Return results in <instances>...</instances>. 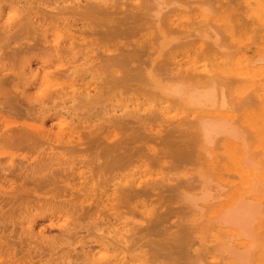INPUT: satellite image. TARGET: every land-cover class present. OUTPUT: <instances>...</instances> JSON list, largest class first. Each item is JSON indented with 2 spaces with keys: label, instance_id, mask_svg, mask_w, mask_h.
<instances>
[{
  "label": "bare ground",
  "instance_id": "bare-ground-1",
  "mask_svg": "<svg viewBox=\"0 0 264 264\" xmlns=\"http://www.w3.org/2000/svg\"><path fill=\"white\" fill-rule=\"evenodd\" d=\"M2 1H7V0H2ZM8 1L10 2L9 7H8L9 11L7 13L9 15V18L4 20V15H3L4 8L0 6V18H3L5 22L0 26V32H2L1 33L2 35L0 34V41H3L2 44L0 43V48L2 50L4 48L6 50L8 47L10 48L12 42L14 41L13 39L15 40L20 39V41L25 39V42L20 43V41L18 42L17 40L16 44L18 45V48H16L15 50H11L12 51L11 56H9L10 54L8 56H6L5 53L1 54L2 51L0 49V86H5L6 84L8 85L9 82L14 83L16 80L20 81V84L18 86L16 85L13 86V88H16V90L19 88V86H21V84L23 85L24 88L27 86H35V87L37 86L38 87V85L43 87V85L47 86L51 84L54 88L57 89L56 90V93H58L57 96H60V97L52 98L51 100L52 103L55 104L57 100L58 101L60 100L61 102V103L56 104L53 110H56L58 107H60L61 110L64 111V112L60 110L55 111L54 115H55V118L57 119L56 122L58 123V120H59L62 123H66L67 126L65 129L63 128L60 129L58 133L56 134L50 133L49 131H44V129L42 130V132L39 133V137L42 139H47V141L55 139V142H58L61 144L60 147L62 148L63 152L61 151V153L59 152L60 154H58V152L56 151H60V150H56L57 147L55 148L49 143V147L47 148L51 150V153L50 152L45 153L43 151L44 157L41 158V160L39 159V161L38 159L34 161L36 164L34 163L32 165L31 163V165L26 166L25 164L20 163L17 166H14V164H11L7 167L1 166L0 167V179L6 181L9 176H12L11 173H14L13 175H18V172L23 173L22 175L28 172L42 173L46 170H50L54 168L55 166H59V167L64 166L65 168L61 169L62 173L66 171H70L69 173L78 174V179L79 181H81L79 184L71 186L70 188H67L68 190H65L66 186L64 187L65 189H62L63 193L64 192L67 193L68 191L69 194L67 195L69 197L75 196V199L67 200L66 196L62 197V199L64 200L61 201V204L63 203L64 206L66 205V207L69 206L72 211L70 212L68 211L66 213V215L64 216V220H63L65 224L60 225L59 227L60 228L69 227L68 230H71L70 228L72 227H74L72 229H77L79 227V225L77 224L75 225V222L74 223L69 222V219L67 217V215L69 216V213L73 214L72 216L74 217L79 216V214H81L80 216L84 217L85 221L86 219L93 220L92 223L96 220H104L105 223H103L102 226L95 225L93 223L95 225V226L93 225L94 230L96 231V233L99 232V234H96V235L94 234L97 239L91 244H94V243L98 244V246H100L101 249H103L104 251L108 253L109 257L106 258L104 262L95 260L92 257L91 247L88 246L89 243L85 241H78L77 244H79V248L81 250H79L80 252H77V250H75L76 251V255H75L76 263L80 261L79 264H141L144 261V258L146 256L145 252L139 251L143 247V245H140L142 243L141 241L143 240L141 239V236H140L143 230L138 229L139 225L137 226L135 222L128 223L129 221L128 222L124 221L119 226L117 223L121 221L120 218L122 217L119 214V210L125 207H128V210H129L130 209L129 206L133 200H138V199H157V200L164 199L165 200L164 195L166 193L179 191L181 194V201L183 203L181 208H183L182 210L187 211V216H189V214H191V216L199 215L198 218H200L204 213H206L205 214L206 216L208 215L207 216L208 221L207 220H204V221L209 222L213 229L214 233L211 235L212 245L210 247H206V246L203 247L201 243L200 248L201 249L204 248L203 250L206 252V254H211L210 256L213 262H210L209 264H249V262H251L250 259L254 256L253 255L251 257L254 251V248L256 247L255 250L258 249L256 245L259 244V241H260L259 236L264 235V171L260 169V167H262L259 165L262 163L261 160H260L261 163L259 164L255 163L250 156V153L247 148V144L245 142V136L243 135L244 133H242L236 125L237 124L236 122L238 120V116L236 112L239 111L238 106L240 108V106H243L244 104L246 105V103H243L242 105L240 103H242V100L245 99V96L247 94L250 95V93L248 92L256 91L254 102L255 104L260 105L261 107L260 109L262 113V123L263 124L260 128H255L254 131H255L256 136L260 137L259 146L258 147L256 146L257 154L259 156H263L262 161L264 164V86H261V84L264 83V54L259 53L257 55V58L253 59L247 53L250 49V45L248 47L247 45L242 44L240 42V44L242 45L240 44L234 45V47L237 48L236 56H240V57L239 58L232 57L228 55L227 52L226 54L224 51L223 47H225L226 43L223 47H219V44H217V41L215 40L214 46L209 47V45L211 44L207 43L209 42L207 41V39L210 38L209 35H211L212 32H209L211 33V34L208 33L209 35L208 34L202 35L201 33L202 36L200 40L198 39V37H197L198 40L197 39L193 40L195 41V47H197L202 52H205V53L207 52L208 53L207 55L215 57V61L217 63L215 65L212 64L214 65V67H211L212 69H208V66L205 64L204 67L200 68L201 70L198 68H189L186 71L185 70L183 71L182 66L176 63H172L173 68L165 69V68H168L167 65H165V64H168V60L167 61L165 60L167 63H164V64H163L164 60L160 63H157V59H152V58H150V60L148 61L142 60V53L144 52V49H146L145 46H142L143 43L138 44L137 46L134 47L133 51H130L128 53H125L124 51L119 50L120 52L118 53V56L111 55L110 49H105V47H100L102 45L101 43L103 44L105 43L104 39L108 41V42L106 41L107 43H110L112 40H117L120 37H122L125 32H134L136 28L140 26V25L137 26V23L139 21H136V20H140V18L143 16L142 11L144 12V10H146L145 8H143L144 10L142 9V11L138 14L139 9H140L139 6H130L128 5L127 2L120 3V1L122 0H25L23 3H22V0L21 2L20 1L16 2L13 0H8ZM222 1L223 0H214V1L213 0H193V2L190 4L193 6H196L197 10L200 11L201 13L200 18L202 19L200 23H206L207 19H209L210 21V18H211L207 16V13H209L210 11V9H208V6L210 7V5L213 4L212 2L222 3ZM232 1L235 2L236 0H229V2L233 4ZM239 1L243 2V5L245 3L246 7L250 10V14L248 15V18L251 20L252 25L253 26L258 25L259 27L258 29H252V32L258 34L260 39L263 40L264 39V27H263L264 25H263L262 19H264V17L261 18L258 15V11L254 8L255 6L252 2L251 3L246 2L245 0H239ZM239 1H237L238 4H239ZM220 5L222 6L223 4H220ZM224 6L225 5H223V7ZM229 6L230 4L228 5L227 8H229ZM172 8L174 7L172 6ZM212 8L214 9V7ZM235 8L236 7H234V9ZM157 9H158L157 11L156 9L154 10L156 12L152 11V13L151 12L150 13L156 14V15L158 14L160 17L159 13L162 11V8H160L161 11L159 8ZM221 9L222 7H219L217 9L218 11L216 10V12L219 14L221 11V14L223 17V14L228 13V9L227 10L226 9L221 10ZM179 11L181 12L180 9ZM184 12L186 13L187 11H183L181 12V14H184ZM190 12L196 13V11H191V9H190ZM190 12H187V13H190ZM231 16L232 15H229V17L224 16L222 18L223 20L222 22L223 24H225L224 27L226 28L227 31H232L235 28L232 23L234 21H232L233 18ZM155 17H158V16L154 15L153 18ZM145 18L147 19V16ZM155 19H152L149 22L151 21L154 22ZM211 19H213V17ZM191 21H192L191 23L189 21L190 24L185 23V25L188 26L189 29H192L193 25L191 26V24L192 23L194 24L193 19ZM209 21H208V24H210ZM251 22L249 24H251ZM234 23L236 24V21ZM155 24L159 25L157 21H155ZM173 25L175 24L173 23ZM197 25H200V24L196 23L195 26ZM126 26H129L127 31L124 30ZM148 27L150 28L151 26H148ZM158 27H161L162 29V26H158ZM29 28L33 29V33H30V32H28L29 34L26 33L27 29L29 30ZM212 28L213 26L211 27V29ZM236 29L238 30V27ZM21 31L24 32V34L22 36H19V33ZM165 32L163 33V32L158 31L157 34L155 32L156 36H154L152 39H150L147 42L149 45H151V47L148 48L149 52H154V54H158V52H160V50L163 48L162 46H164L162 45V41L166 40L167 37H169L168 35H171V32H169L168 35H166ZM172 32L178 33L177 29L176 31L172 30ZM185 33H187L188 37H191V38L198 35L196 31H195V35L193 34V36H192V33L190 32H183L182 35H184ZM86 35L94 37L93 40H96V38L99 37L101 45L97 46L96 48H93V46L96 45L94 42L90 43L91 47L89 44H87V46L79 45L77 42L79 41L83 42L85 40ZM260 39H258V41H261ZM6 40L8 41L11 40L10 46H9L8 41ZM4 41L7 43L8 47H5L6 43H4ZM252 43H256V42H252ZM258 43H261V42H258ZM166 44L167 43H165V45ZM256 44L254 45L256 46ZM1 45H4V46H1ZM260 45L262 46L263 44H260ZM88 46L90 47V50H87L89 49ZM83 47L85 48L82 49ZM229 47H232V46H229ZM99 49L102 50V53L101 54L99 53L93 56V54L96 53ZM26 51L28 53L31 51H37L39 53L36 55V58L40 63V69L36 73H34V71L31 68L32 67L31 63L33 62H31L30 58L22 56V54ZM233 56H234V53H233ZM50 57H52V59L49 60ZM182 59L184 60V58ZM6 60H8L7 63H10V64L11 62L12 63L14 62V64L19 62L21 65V68L19 69V71L18 72L15 71L16 69H14L12 66L8 68L10 65H7ZM158 64L160 65L162 64L161 67ZM157 66L160 67L159 68L160 70L158 69ZM14 67L17 68L16 66ZM52 67L57 68L55 72L56 74L53 76L55 78V81L51 80L52 75L54 74L50 72V69ZM162 67L164 68V70H162L163 69ZM40 70H42V72H40ZM10 72L14 76L12 77L13 79L7 77L8 73ZM138 80L144 81L146 84L145 85L146 89L144 90L150 93V95H152L154 98L158 99L159 104H160L158 105V108L154 110L146 111L142 109L143 107H140V104H138L137 106L134 105L135 107H133L132 110H129L128 108L121 109L120 115H118L119 110H117L111 104H110V107L111 106L112 107L110 110H107L108 107L106 108V106L104 108V103H105L104 101H106L108 96L110 98V95L111 93H113L114 90H120L124 88L129 89L132 86L133 91H134V88L136 87ZM227 80H232V82L234 83L236 82L238 84L239 82H244V81H247V82L250 81L252 83V85L251 86L249 85L248 88L245 89L244 86H242L243 87L242 89L244 90L242 89L236 90L234 94H231L232 96L234 95L233 98L235 97V100H236L235 105L229 103L230 101L228 100V95L230 94H227L226 88H225V85L227 84L225 83V85L223 86V82ZM256 82L259 85L254 87ZM133 83H135L136 85L133 86L132 85ZM41 87L40 88L38 87V89H41ZM139 87L140 86L137 87V90L143 91L142 89L143 87L142 88H139ZM229 89H232V88H229ZM259 92H262V94H259ZM4 93H2L3 97L0 100V105H7L6 110L12 111L13 110V107L11 105L12 103L7 101L6 94ZM46 95H44V93L40 94V96H38L35 100V101H40L39 102L40 109H42V111L41 112L39 111L40 112L39 114H40V118L44 125H45V120H48V118H50L49 113L50 112L52 113V110H50V107H48L49 102H46L44 100V97ZM249 95L246 96V99H245L246 102L248 101L247 98L248 97L251 98L250 96H252L253 94L250 96ZM20 96L23 97L25 100H28V101L31 100L29 98V95L26 89H23V91L20 92ZM67 97L69 98L65 99ZM252 100L253 99L251 100L249 99L250 102H252ZM254 102H252V104H249V103L247 104L254 106L255 105L253 104ZM107 103H105V105ZM167 104L168 106L162 107ZM68 105L70 106L67 107ZM173 105L178 106L182 111H184V113L186 114L185 116L186 120L191 119L190 121L187 120L188 122L186 123L188 124L190 129H193V128L196 129V132H197L196 135H194V133H191V134L189 133L191 137H193V141L189 138L187 141L176 142V133H180V134L181 132L183 133L182 130L184 128L182 129V126H183L182 124L185 123V120H180L176 122V121H172L173 119L171 120L165 117L164 111L169 110L171 106L173 107ZM87 106H89V108L90 107L92 108H90V110L87 112L86 115H88L90 111L94 110L95 106L100 107V109L95 110V112L98 111L99 114L102 115V117L98 119V121H103L102 125L96 126V125H93L94 121L92 122V121L87 120V118L89 119L92 114L86 118V117H81L77 113L79 109L82 110L83 107H87ZM143 106L145 107L144 104ZM76 122H78L79 126L75 125ZM86 123H88V126L82 127ZM163 124H168V126L164 127ZM260 124L261 123H259V125ZM81 130L88 131L87 137H85V140H90L91 138L89 143H83L85 140L82 139L81 137L82 136L80 134ZM28 131H11V130L3 131L0 128V142L3 143L4 145L5 143L6 144L15 143L19 145L24 144V143L25 144L31 143L32 139H34L33 138L34 134L33 136H31L32 133H29ZM117 131H125V133L130 132V136L128 139H126L127 138L126 137L125 138L126 140H123L121 138L120 140L122 141L121 142L118 141L119 143L110 144L111 140L109 138V135L114 134V132H117ZM184 131L186 132V130ZM198 132H200V134ZM36 139L38 138L35 137L34 140ZM138 141H142L146 147L148 146V143H155L158 141L160 142L161 145H164L165 147L169 148L172 151V153L176 152L177 154H181V153L184 154V151L182 149L183 148L187 149L191 145H195V146L201 145L202 152L205 154H209L210 149H212V148H209L210 146H212L213 144L222 143L225 146V148H228L233 153V158L231 160L234 163V167L236 171L235 174L239 177L240 183L237 185H232V184L225 185L226 184L225 182V184L223 185L222 183L223 180L221 178L220 180L217 176L216 177L214 175L206 176L204 174L195 175L194 173H193L194 175L190 176L189 178L183 181L177 180L176 178L163 177L162 179L158 181L151 182V181L144 180L142 177L135 178L133 176L132 179H129L126 177L127 180L125 179L126 181L124 180L125 181L124 183L119 182V183H114L113 185L111 184L112 181L105 182L104 180L105 183L103 184L95 182V178L92 173H99V174L102 173L103 174L105 171H106L105 173H107L108 170L110 169L114 170L119 167L121 168V165L129 162L135 154L134 153L135 151H134L130 155V153L133 150H135V148L132 146H134ZM35 143L36 141H34L33 144L35 145ZM41 143L43 144V142ZM85 146H87L88 149H91V147L92 149L101 148L102 151L99 149L101 151L100 154L98 153L94 154L93 152L94 156L90 158L89 160H78L80 156H77L76 158L68 156L73 153L78 154L79 152L83 151L81 149L82 147H85ZM129 146L131 147L129 148ZM216 146H219V145H216ZM216 146L214 147L215 149H217ZM151 151L154 152L156 155L155 150H151ZM90 154H92V152ZM173 154L175 155V153ZM101 160L103 161L101 162ZM54 162H57V164L53 165ZM82 168L87 169L88 172H84ZM16 172L17 174H15ZM87 173H90V174L88 175ZM32 175H29L26 178L27 186H28V183L30 182H31L30 185L32 184L33 179H31L30 182L28 181L29 177L31 178ZM49 178L50 177H48V179H46L47 181L45 182H48V180L50 181L51 178L50 179ZM35 179L34 180L36 181V183L39 182L38 181L39 178H35ZM63 181L64 180L62 179V181L60 182L57 181V183L59 184ZM52 182L54 181H52L51 179V183ZM24 183H25V179L22 184ZM227 183H232V182H227ZM21 186L22 187H19L17 189H11L9 192H5V193L3 191H0V209L1 210L4 209V207L10 206V208L15 207L14 211H16L17 208H21L24 206V200H26V198L30 195V192L32 193L33 191H31L30 187H29L30 191L27 190L28 187L26 186V183ZM39 186H41L40 189L45 188L44 186L42 188V185H39ZM51 186L52 185H50V187ZM58 188L60 190L63 187L61 188L58 187ZM45 189L48 190L47 188ZM52 198L53 197H51V199H49L48 201H51ZM32 199L35 200L36 198L34 197ZM77 199H79V201H82L81 203L82 205L79 208L77 206V203L75 202V200ZM34 200L32 201L34 202ZM40 200H37V201H40ZM89 201H92L93 204H89V206L85 208L83 204ZM30 205L28 204L26 206V207L28 206L30 207L29 209L26 208V211L31 212V210L35 208L32 205L33 207L31 209ZM160 205H159V208H160ZM101 206L104 207L103 209H106V212H105L106 214L103 211L99 210ZM181 208H180V211H182ZM166 209L167 208H165V210ZM168 211H166L167 214L170 212ZM171 211L173 212V210ZM15 213L17 214V211ZM182 213L184 214V212ZM16 214L13 213V215H16ZM167 214L163 212V214L156 215L157 222L154 221L156 223V226L154 223V226L156 227V228L154 227L155 230H157V226L159 227V225H161L163 221H165ZM17 215H19V213ZM24 215H26L25 212H24ZM144 215L150 216L151 214L144 213ZM179 215L182 216L180 212L178 216ZM175 216H176V211H175ZM8 217H9V214H8ZM13 219H15V217ZM58 219H59L58 221H61V218H58ZM7 221H9V219ZM13 221L14 220L11 219L9 222H4V221L1 222L0 223V233L8 231L12 228L15 229L20 226L22 229L25 228L24 230L28 232L34 231V227L36 224L35 220L28 222L26 225H22V224L18 225L17 223ZM81 222H84L83 218ZM53 223L54 222L51 220L50 227L54 226ZM104 226L106 228L102 229V227ZM149 228L151 229V227ZM149 228H148L147 234L151 233ZM151 230L153 232V229ZM143 233H146V231ZM176 236L179 238L177 239L176 237L178 241L173 240L174 246L172 244H169V246L168 244L167 245L164 244L165 238H169L167 235V237L163 238L164 240L161 241L164 244L163 247L159 249L167 250V251L168 250L171 251L170 249H172L173 251V249H176L175 245L179 243L180 239L182 240L181 242L183 244L187 242V241L184 242L183 240L184 236H181L182 238L178 235ZM144 237H147V236H144ZM173 237H174L173 239H175V236ZM1 239L2 238H0V250L11 252L14 256H18L17 252L13 248L14 245L10 244V242L2 243ZM166 241L169 242L168 239ZM144 242L145 241H143V244ZM154 242L155 243L158 242L159 244V241H154ZM181 242H180V245L179 244L177 245V247L180 246L178 247L177 251L174 250V252H177V253L173 252L174 256H178L177 254L179 250V253H180L179 256H181V259L180 257L178 258L180 259V261L179 259L172 260V257L171 259H167V261L171 260V261H176V263L177 262L181 263V260L184 259L182 254L184 255L185 253L181 254V252H187L188 250L183 251L184 247H182L183 245ZM149 245H153V243ZM193 245H195V243H193ZM198 245L199 244L197 243V246ZM164 248H167V249H164ZM181 248L183 249L181 250ZM19 249H21L20 253L23 254V257L25 256L30 260L33 257H35L34 253L31 251L32 248L30 246H27V247L24 246V248H19ZM136 252H140L141 254H145V255L143 256L135 255ZM199 252L202 253L201 251ZM191 254H193V252L190 253L191 258L187 256L190 259H192V256H193ZM195 255H197L196 259H200L201 256L203 258V255L199 256L198 253ZM195 255L193 258H195ZM158 257H159L158 262L160 260L162 261V259H160L161 255H159ZM157 258H156V261H157ZM165 258L166 257H164V259ZM171 261H168V262H171ZM198 261L201 262V260H198ZM203 262L205 263V261ZM203 262L201 264H203ZM255 264H264V242L260 245V250L258 253V257L255 260Z\"/></svg>",
  "mask_w": 264,
  "mask_h": 264
},
{
  "label": "rangeland",
  "instance_id": "rangeland-1",
  "mask_svg": "<svg viewBox=\"0 0 264 264\" xmlns=\"http://www.w3.org/2000/svg\"><path fill=\"white\" fill-rule=\"evenodd\" d=\"M0 1H1L0 2V6L4 8V14L3 15H4V20H5V19L9 18V15L7 13L9 11L8 7H9V3L10 2L8 0H7L8 2L7 1H2V0H0ZM13 1H16V2L20 1L21 2V0H18V1L17 0H13ZM24 1L25 0H22V3ZM184 1L183 0H172V1L171 0H146V1L145 0H122V1H120V3H126L127 2L128 5H130V6H139L140 9H139L138 14L142 11L143 8H145L146 10L148 9L147 11L143 9L144 10V12L142 11L143 16L140 18V20H136V21H139V22L141 21L140 23L139 22L137 23V26L140 25V26L137 27L138 30L136 28L137 31L135 30L134 32H125L124 35L122 37H120L119 39L112 40L113 42L110 39V41H111L110 43H107L108 41L106 39H104L105 43L104 44L101 43L102 45L100 44L99 37H97L98 39L96 38V40H93L94 37H91L89 35L85 36V40L83 42L79 41L77 43L79 45H83V46H87V44H89L90 47H91L90 43L94 42L96 45L93 46V48H96L97 46L101 45L100 47H105V49H110L111 50V52H110L111 55H116V56H118V53L120 52L119 50H122L125 53H128L130 51H133L135 46H137L140 43H143L142 46L146 47V49H144V52L142 53V60L143 61H148V60H150V58L157 59V63H160L163 60L164 61L168 60V64H165V65H167L168 68H165V66H164L165 69L173 68L172 63H176V64H179L180 66L183 67V71L184 70L186 71L189 68H198V69H200V68L204 67L205 64L208 66V69H212L211 67H214V65L217 63L215 61V57L214 56L207 55L208 54L207 52L205 53V52L200 51L197 47H195V41H193L194 39H197V37L200 40V38H201V36L203 34H208L209 32H212V34L209 33L211 35L208 34L210 36V38L207 39V41H209L207 43L211 44V45L208 44L209 47L210 46L211 47L214 46L215 40L217 41V44H219V47H223L225 45V43H226L225 47H223L224 51H225V53L227 52L228 55H230L232 57H236V58L240 57V56H236L237 55L236 54L237 48L234 47V45L240 44V42L242 44L247 45L248 47L250 45V49L248 48L249 51L247 53L249 54V56L251 58H253V59L257 58V55L259 53L264 54V42H263L264 39L263 40L260 39L258 34L252 32V29H258L259 27H258V25H254V26L252 25L251 20L248 18V15L250 14V10L246 7L245 3L243 5V2H241L239 0H236L235 2L232 1L233 4L231 2H229V0H223L222 3H220V2L219 3L212 2L213 4H211V5L209 4L210 7L208 6V9H210V11H209V13H207V16L209 18L213 17V19L210 18V21H209V19H207L206 23H200L202 21V19L200 18V15H201L200 11L197 10L196 6H193V5L190 4V3L193 2V0H184ZM237 1H239V4H238ZM245 1L246 2H250V3L252 2L254 4V6H255L254 8L258 11V15L261 18L264 17V0H245ZM176 2H178V3H176ZM83 3H85V2H83ZM186 4H188V5H186ZM220 4H223L225 6L223 7V5L221 6ZM229 4H230V6H229V8H227ZM172 6L174 8H172ZM231 6H232V8H231ZM212 7H214V9ZM219 7H222L221 10H225V9L227 10L228 9V13L223 14V17L224 16L225 17H229V15H232L231 16L233 18L232 21H234V22L236 21V24L234 22H232L234 27H235V28L233 27L235 31L234 30H232V31H227L226 30V28L224 27L225 24H223V22H222L223 21L222 20L223 17H222L221 11H220L219 14L216 12V10ZM234 7H236V8L234 9ZM243 7L244 8L246 7V8L244 9ZM157 8H159V9L162 8V11L160 9L162 14H161V12L159 13L160 17H159L158 14L157 15L156 14H151L152 11H154L155 9L157 11L158 10ZM241 8H243V9H241ZM179 9L181 10V12H183V11L190 12V9H191V11H196V13L195 12H190V13L186 12L187 13V15H186V13L184 12V14H181ZM163 10H164V12H163ZM156 11H154V12H156ZM151 15H152V17H151ZM154 15L158 16V17H155L156 18L155 19V18H153ZM233 15H234V17H233ZM241 15H242V17H241ZM146 16H147V19L145 18ZM191 18L193 19L194 24L192 23L191 26L193 25V27H192V29H189V27L186 26L185 23L190 24L192 22ZM220 18H221V20H220ZM235 18H236V20H235ZM152 19H155L154 22L153 21L149 22ZM4 20H3V18H0V26L3 23H5ZM159 20H160V22H159ZM262 20H263V25H264V19H262ZM155 21H157L159 23V25L155 24ZM189 21H190V23H189ZM208 21L210 22V24H208ZM250 22H251V24H249ZM173 23L175 25H173ZM196 23L197 24L199 23L200 25L195 26ZM211 25L213 26L212 29H211V27H212ZM148 26H151V27L149 28ZM158 26H162V29H161V27H158ZM128 27L129 26H126V28L124 30L127 31ZM237 27H238V30L236 29ZM176 29H177V31H178V33L180 35L177 32H174V33L172 32V30L176 31ZM215 29H216V31H215ZM165 30H166V32H165ZM158 31L159 32H163V33L165 32L166 35H168V33L171 32V35H168L169 37H167L166 40L162 41V45H164L165 47L162 46L163 48L160 50L161 53L158 52V54H154V52H149L148 51V48L151 47V45H149L147 42L150 39H152L154 36H156ZM195 31L198 33L197 36H194L195 38L194 37L193 38L188 37L187 33L182 35L183 32H190V33H192V36H193V34L195 35ZM222 31H223V33H222ZM28 32L33 33V29L32 28H29V30L27 29L26 33H28ZM155 32H156V34H155ZM220 32H221V34H220ZM1 33L2 32H0V34ZM131 33H132V35H131ZM201 33H202V35H201ZM23 34H24V32L21 31L19 33V36H22ZM218 34H220V35H218ZM50 35H51V33H50ZM214 36H215V38H214ZM19 38H21V37H19ZM258 39H260L261 41H258ZM13 40L14 41L12 42L11 46H10L11 40H9V41L6 40V41H8L9 46L12 49H10L7 46V43L4 41V43H6L5 47H8V48H7V50L4 47H2V48H4L3 50L0 48L1 51H2L1 54L5 53L6 56H8L9 54H10L9 56H11V53H12L11 50H15L16 48H18V45L16 44V41L18 40V42H19L20 39H16V40L13 39ZM23 42H25V39L20 41V43H23ZM101 42H103V41H101ZM125 42H127V43H125ZM252 42H256L257 44L256 43H252ZM258 42H261V43H258ZM0 43L2 44L3 41H0ZM165 43H167V44L165 45ZM178 44H180V45H178ZM242 44H240V45H242ZM254 44H256V46ZM260 44H263V45L261 46ZM1 46H4V45H1ZM229 46H232V47H229ZM90 47L87 50H90ZM84 48L85 47H83L82 49H84ZM131 48H133V49H131ZM98 51H97L98 53L97 52L94 53L93 56H95V55H97L99 53L100 54L102 53L101 49H99ZM8 52H10V53H8ZM233 53H234V56H233ZM37 54H39L37 51H31L29 53L26 51V52H24L22 54V56L30 58L31 62H33V63H31V66H32L31 68L34 71V73H36L40 69V63H39V61L36 58ZM181 54H182V56H181ZM159 55H160V57H159ZM182 58H184V60ZM50 59H52V57H50L49 60ZM169 59H171V60H169ZM164 61H163V64L167 63L166 61L165 62ZM7 62H8V60H6V63ZM11 64L7 63V65H10L8 68H10L12 66L14 69H16L15 71H17V72L21 68V65H20L19 62L16 63V64H14V62L13 63L11 62ZM13 64L17 68H15L13 66ZM212 64H214V65H212ZM158 65L161 67L162 64L161 65L158 64ZM160 67H158V69ZM164 68L162 70H164ZM56 70H57L56 67H52L50 69V72L54 73L52 75V78H51L52 81H55V78L53 76L56 74L55 73ZM40 72H42V70H40ZM7 77L13 79L12 77H14V76L10 72V73H8ZM135 83H133L132 85L133 86L136 85ZM225 83L227 85H225ZM19 84H20V81L16 80L14 83H10L9 82L8 85L6 84L5 86H0V100L3 97L2 93H4V91L6 90L5 93H4V94H6V99H7V101L12 103L11 105L13 107L12 111H8V110H6L7 105H0L1 106L0 107V128L3 131L4 130H9V131L10 130L11 131H28L29 130L28 132L32 133L31 136H33V134H34V136L36 138H38V139L34 140L35 137L33 136L34 139H32V142L34 143V141H36L35 145L32 142L31 143H26V144L24 143V144H20V145L19 144H15V143H13V144H11V143L10 144H6L5 143V145H4L3 143L0 142V167L1 166L2 167H7V166H9L11 164H14V166H17L20 163H23L26 166L31 165V163L33 165L35 163L34 161H36L37 159L39 161V159L41 160V158L44 157L43 156L44 152L45 153H49V152L51 153V150H49L47 148V147H49V143L53 147H55V148L57 147L56 150H60V151H56V152H58V154H60L61 151H62V148L60 147L61 144L58 143V142H55V139L47 141V139H42V138L39 137V133L42 132L43 129H44V131H49L50 133L56 134V133H58V131L60 129H62V128L65 129L66 126H67L66 123H62L59 120H58V123H57L56 122L57 119L55 118V115H54L55 111H59L60 110V111L64 112L63 110H61L60 107L57 108L58 110L57 109L53 110L54 107L56 106V104L61 103L60 100L59 101L57 100L55 104L52 103V101H51L52 98L60 97V96H57L58 95V93H56L57 89L54 88L51 84H49L47 86L43 85L44 88L38 85V87L39 88L41 87V89H38L37 86L36 87L35 86H27V87L24 88L22 84H21L22 87L19 86V88L17 90H16V88H13L14 85L18 86ZM237 84L238 83H236V82L235 83L232 82V80H227V81L223 82V86L225 85L227 94H230V95H228V100L230 101L229 103L233 104V105L236 104V100H235V97L233 98L234 95L232 96L231 94H234L236 90H241L243 88L242 86H244V88L246 89V88L249 87V85L250 86L252 85V83L250 81H248V82L247 81L239 82L240 85L239 84L237 85ZM145 85L146 84H145L144 81L138 80V83H137V85L135 87L136 89L134 88V91H133V87L132 86H131L132 89L131 88H129V89L128 88H124V89H120V90H114L113 93H111V95L109 94L110 98H109V96H108L107 99L104 98V99H106V101H104V102L105 103L108 102L106 105L104 103V108L106 106V108L108 107L107 110H110L111 107L113 106L117 110H119L118 111L119 112L118 115H120V113H121L120 110L121 109L128 108L129 110H132L133 107L137 106L138 104H140V107H143L142 109L146 110V111L154 110V109L158 108V105H160L158 99L154 98L152 95H150V93H148V92H146V90H144V89H146ZM258 85L259 84L256 82L254 87H256ZM138 86H140L139 88L143 87L142 88L143 91L137 90ZM261 86H264V83H262ZM229 88H232V89H229ZM23 89H26V91L28 92L29 98L31 99L30 101L25 100L23 97L20 96V92H22ZM37 89L40 90V91H38ZM242 90H244V89H242ZM43 93H44V95L47 94L44 97V100L46 102H49L48 107H50V110H52V113L51 112L49 113V117L50 118H48V120H45V125L43 124V122H42V120L40 118V114H39L42 111V109H40V103H39L40 101H35L36 98L38 96H40V94H43ZM248 93H250V95H252V94L253 95L250 96L249 94H247L246 96L249 95L251 97V98L248 97L247 100L249 101V99L250 100L253 99L252 102H254L256 91H249ZM259 94H262V92H259ZM246 96H245V99H246ZM68 98L69 97H67L65 99H68ZM245 99L242 100V103L239 102L241 105L243 103H246V105L244 104L243 105L244 107L240 106L241 109L238 106V110L239 111L237 110L238 112H236L237 116H238V120H237V122L236 121L235 122L237 123L236 125L240 129V131L242 133H244L243 135L245 136V142L247 144V148H248V151L250 153V156H251L252 160L255 163H258V164L262 162L259 165L262 166V167H260V169L262 171H264V166H263L264 164H263V161H262L263 156H259L257 154V147L259 146L260 137L256 136L255 131H254L255 128H260L262 126V124H263L262 123V113H261V109H260L261 107H260V105L255 104V102L253 103V104H255L254 105L255 107L253 105H249V104H252V102H250V101L246 102ZM247 103H249V104H247ZM110 104L112 105L111 107H110ZM143 104L145 105V107L143 106ZM153 104H154V106H153ZM69 106L70 105H68L67 107H69ZM165 106H168V104L164 105L162 107H165ZM98 107L99 106H95V109L92 110L94 113L92 111H90L88 113V115H86L87 112L90 110V108H92V107L89 108V106L83 107L82 110L79 109L77 111V113L81 117H86V118L92 114L89 119L87 118V120L92 121V122L94 121L93 125L100 126V125L103 124V121H98V119H100L102 117V115L99 114L98 111L95 112V110H99L100 109V107L99 108ZM164 113H165V117H167L168 119H171V120L173 119L172 121H176L177 122V121H180V120H185V123L182 124L183 125L182 129L184 128L182 130L183 133L182 132H181V134L180 133H176V142H178V141H187L189 138L193 141V137H191L190 134L194 133V135H196L197 132H196L195 128L190 129V127L186 123V122L190 121L191 119H189V120L187 119L188 121L186 120V118H185L186 114L184 113V111H182L178 106H174L173 105V107L171 106V108L169 110L164 111ZM82 114H83V116H82ZM239 114H240V116H239ZM258 122L261 123V124L259 125ZM75 125L79 126L78 122H76ZM163 125H164V127L168 126V124H163ZM87 126H88V123H86L82 127H87ZM184 130H186V132ZM193 130H195V131H193ZM87 133H88V131H85V130H81L80 131V134L82 135L81 136L82 139L85 140V137H87ZM198 133L200 134V132H198ZM114 134H110L109 135V138L111 140L110 144L119 143V142L122 141V140H120L121 138L123 140H126L130 136V132L125 133V131H117V132H114ZM251 134H252V136H251ZM187 136H188V138H187ZM90 140H91V138H90ZM90 140H85L83 143H89ZM41 142H43V144ZM216 145H219V146H216ZM215 146H216L217 149L214 148ZM130 147L131 146H129V148ZM132 147H134L135 150H133L130 153V155L134 151H135L134 152L135 154H134L133 158L129 162L123 164L124 166L121 165V168L120 167L116 168L117 170L116 169H114V170L110 169V170L107 171V173H105L106 171L103 174L102 173H100V174L99 173H92L94 175L95 182L103 184L106 181H112L111 184L113 185L114 183H119V182L124 183L127 180V178L132 179L133 176L135 178L142 177L144 180L151 181V182L152 181H158V180L162 179L163 177L176 178L177 180L183 181V180L189 178L190 176H192L194 174L195 175L204 174L206 176H208V175H212L213 176L214 175L215 177L217 176L219 179L221 178L223 180V182L221 181L223 183V185L225 184V182H226L225 185H227V184L237 185V184L240 183L239 177L235 174L236 171H235L234 163L231 160L233 158V153L228 148H225V146L222 143L213 144L212 146H210L209 148H212V149H210L209 154H205V153L202 152L201 145H198V146L191 145L187 149H185V148L182 149L184 151V154L183 153L177 154L176 152H173V153H175V155H174L169 148L165 147L164 145H161L160 142H158V141L155 142V143H148L147 147L145 146V144H143L142 141H138ZM45 149H46V151H45ZM99 149L101 150V148H99ZM99 149H96V148L92 149V147H91V149H88V147L85 146V147H82V149H81L83 151L79 152L78 154L77 153L76 154L73 153V154H70L68 156L69 157H75V158L77 156H80L78 158V160H89L90 158H92L94 156L93 152H94V154L95 153L100 154V152L102 150L100 151ZM151 150H155L156 151V155ZM169 151H171V152H169ZM252 151H254V152H252ZM82 152H84V153H82ZM91 152H92V154H90ZM87 153L90 154V155H88ZM210 153H211V155H210ZM260 160H261V162H260ZM102 161L103 160H101V162ZM230 161L233 163V165H232V163ZM56 164H57V162L53 163V165H56ZM62 168H65V167L64 166H61V167L55 166L54 168H52L50 170H46V171H44L42 173H30V172H28V173H25L24 175H22L23 173H19V172H18V175H13L14 173H11L12 176H9L6 181L0 179V191H3L5 193V192H9L11 189H17L19 187H22L21 185H24L25 183H26V186H27V179L26 178L29 175L33 174L31 176V178L29 177V179H28L29 182L31 181V179H33L32 180V184L30 185V183H31L30 182V183H28V186H27L28 187L27 190L30 191V189H29V187H30L31 191H33V192L32 193L30 192V195L28 194L29 196L26 198V200H24V206L21 207V208H17L16 209L17 214L19 213L20 216L15 213L16 212V211H14L15 207L14 208H10V206L4 207V209H2V210L0 209V217H1L0 218V220H1L0 223L3 222V221L4 222H9L11 219L14 220L13 222L17 223L18 225H20V224L26 225L28 222L33 221V220H35V222H36L33 232H28V231L24 230L25 228L22 229L21 226H20V227H17L15 229L12 228V229H10L8 231L0 233V238H2L1 242L2 243L10 242V244L14 245L13 248L15 249V251L18 254V256H14L11 252H6V251H1L0 250V264H77V263L79 264L80 261H78L76 263V259H75V255H76V251L75 250H77V252H80L79 250H81L79 248V244H77L78 241H85V242L89 243L88 246L91 247L92 257L95 260L104 262L105 259L109 257L108 253L106 251H104L103 249H101V247L98 246V244H96V243L91 244L92 242L96 241V239H97L95 237V235L99 234V232L96 233V231L94 230V226L95 225L102 226V224L105 223L104 220H96V221L93 222L95 224L94 225L92 223L93 220L86 219V221H85V218L80 216L81 214H79L80 217L79 216H75L74 217V216H72L73 214L69 213V216L67 215V217L69 219V222H71V223L75 222V225L77 224V225H79V227L77 229H72V228H74V227H72V228H70L71 230H68L69 227H66V228H60L59 227L60 225H64L65 224V222L63 220H64V216L66 215V213L68 211L69 212L72 211L69 206L66 207V205L64 206L63 203L61 204V201L64 200V199H62V197L66 196L67 200L75 199V196L74 197H69L67 195V194H69L68 191H67V193H65V192L63 193L62 189L66 188L65 190H68L67 188H70L71 186L77 185V184H79L81 182L78 179V174L77 173H69L70 171H66V172L62 173L61 172ZM82 169H83L84 172H88L87 169H84V168H82ZM15 174H17V172ZM87 174L89 175L90 173H87ZM55 176L59 180H57ZM48 177H50L52 179V181H54V182H52L53 184L51 183V179L50 178H49L50 181L48 180L49 183L45 182V181H47L46 179H48ZM63 177H65V178H63ZM68 177H69V179H68ZM35 178H39L40 179V180L38 179L39 182L36 183V181H35L36 179ZM24 179H25V183L22 184ZM43 179H44V181H43ZM54 179H56V180H54ZM62 179L64 181H66L68 179L69 181L68 180L66 182L63 181L64 183L61 182L62 184L61 183L58 184L57 181L60 182V181H62ZM104 180H105V182H104ZM121 180H123V181H121ZM33 181H35V182H33ZM227 182H232V183H227ZM40 183H42V184H40ZM39 185H42V188L44 186L48 190H46L45 188L40 189L41 186H39ZM50 185H52V186L50 187ZM34 187H35V189H34ZM58 187H60V188L63 187V188H61L60 189L61 191H60ZM34 190H36V191H34ZM48 191H50V192H48ZM54 196H55V198H54ZM164 196H165V200L164 199H162V200H157V199H138V200H133L132 201L133 203L131 202V204L129 206V208L131 210L130 209L128 210V207H125V208H122V209L119 210V214L122 216V217L120 216L121 217L120 218L121 221H119L117 223L119 226L124 221L125 222L129 221L128 223L135 222L137 224V226L139 225L138 229H140V230L142 229L143 232L146 231V233L142 232L141 235H140L141 239H143V240L141 241L142 243L140 242L141 244L140 243L139 244L143 245L144 248L142 247V249H140L139 251H143L146 254V256L144 258V261L141 264H169V263L174 264V263H176V261L168 260V261H171V262H168L167 259H171V257H172V260H178L179 259L178 257H180V259H181V256H179L180 255L179 250H178V254H177L178 256H174V254H173L174 250L177 251L178 247H180V246L177 247V245L178 244L180 245V242L182 241L181 239L179 240V243H177L175 245L176 249H173V251H172V249H170L171 251H169V250L168 251L167 250H160L159 249V248H162L164 244H166V245L168 244V246H169V244L173 245V240L175 241V240H177L179 238L176 235H178L180 237L184 236L183 240H184V242H186V241L187 242L184 243V244L181 242L182 245H183L182 247H184L183 251H185V250L189 251V252L187 251L188 253L187 252H181V254L185 253L184 255L182 254L184 259L182 258L183 260H181V263L177 262L178 264H198V263L201 264L203 261H205V263L203 262V264H209L210 262H213L212 259H211V256H210L211 254H206V252L203 250L204 248H202V249L200 248L201 245L203 247H205V246L206 247H210L212 245L211 244V235L214 232H213V229L211 227V224L209 222L204 221V220L208 221V217H207L208 215L206 216L205 215L206 213H204L200 218H198L199 215H192L191 216V214H189V216H187V211L182 210L183 208H181L183 203L181 201V194H180L179 191L168 192ZM34 197L36 198L35 200L32 199ZM51 197H53L52 200L48 201L49 199H51ZM40 199L43 200L44 202L41 201ZM32 200H34V202ZM37 200H40V201H37ZM77 200H75V202L77 203V206L79 208L82 205L81 204L82 201H79V199H77ZM55 201H56V203H55ZM28 204L29 205L31 204L30 205L31 209H32L33 206L35 207L33 210H31V212L30 211H26V208H28V209L30 208L29 206L26 207ZM89 204H93V202L89 201V202L83 204V206L85 208H87L89 206ZM163 204H164V206H163ZM159 205H160V208H159ZM131 206H132V208H131ZM141 206H143V207H141ZM103 208L104 207L101 206L99 210H101V211H103L105 213L106 209H103ZM165 208H167V209L165 210ZM180 208H181L182 211H180ZM20 210H22V211H20ZM37 210H39V211H37ZM171 210H173V212ZM174 210L176 211V216H175V211ZM11 211L12 212L14 211L13 213L16 214V215H13V213ZM166 211H168L169 213L167 214ZM22 212H23V214H22ZM24 212H25L26 215H24ZM163 212L165 214H167V217H166L165 221H163V223L161 225H159V227L157 226V230H155L156 223L154 221L157 222L156 215L163 214ZM179 212L182 214V216L179 215L180 217L178 216ZM182 212H184V214ZM27 213H29V214H27ZM144 213H150L151 215L150 216H148V215L146 216V215H144ZM8 214H9V217H8ZM169 215H171V216H169ZM183 215H184V217H183ZM174 216H175V218H174ZM14 217H15V219H13ZM7 218L9 219V221H7L8 220ZM58 218H61V221H58L59 220ZM82 218H83L84 222H81ZM190 218H192V219H190ZM51 220L54 222L53 223L54 224L53 227H50ZM151 220H153V221H151ZM182 220H184V221H182ZM96 222H98V223H96ZM154 223H155V226H154ZM204 225H205V227H204ZM171 226H172V228H171ZM82 227H83V229H82ZM149 227H151V229H153V232H152V230ZM206 227H207V229H206ZM87 228H88V230H87ZM105 228H106L105 226L102 227V229H105ZM148 228H149V230L151 232L149 234H147L148 233L147 232ZM158 228H160V229H158ZM181 229H182V231H181ZM12 230H14V231H12ZM188 230H189V232H188ZM194 230H196V231L198 230L197 231L198 233L196 231H194ZM167 235H168L169 238H165V237H167ZM144 236H147V237H144ZM173 236H175V239H173L174 238ZM138 237H139V235H138ZM176 237H177V239H176ZM163 238H165V242H166V243L164 242V244H163V242H161L162 240H164ZM149 239L152 240V241H150ZM167 239H168L169 242L166 241ZM153 240L154 241H159V244H158V242L155 243ZM259 240H260L259 244L256 245L258 247V249L255 250L256 247L254 248V251H253V253L251 255V257L254 255L253 256L254 258L252 257L250 259L251 262H249V264H251V263L255 264V260L258 257V253H259V250H260V245L264 242V235L263 236H259ZM143 241H145L144 242L145 245L143 244ZM151 242L153 243V245H149V244H152ZM188 242H190V243L192 242L191 243L192 245L190 243H188ZM193 243H195L196 246L193 245ZM197 243L199 244L198 246H197ZM158 245H160V246H158ZM21 246H23V247H21ZM24 246H26V247L30 246L32 248L31 251L34 253L35 257H33L31 260L28 259L25 256H24L25 257L24 258L23 254L20 253L21 249H19V248H24ZM139 246H137V247H139ZM191 246H192V248H191ZM193 246H195V247H193ZM151 249H153V250H151ZM164 249H167V248H164ZM182 249L183 248H181V250ZM191 251L193 252V254H191V255H193L192 259H190L191 258L190 257V253H192ZM199 251H201L202 253H200ZM174 253H177V252H174ZM197 253H198L199 256L203 255V258L201 256L200 259H196L197 255H195V254H197ZM145 254H141L140 252H136L135 253V255H141V256H143ZM97 255H98V257H97ZM159 255H161V257H160V259H162V261L160 260L161 262L160 261L158 262V259H159L158 256ZM185 255H186V257H185ZM194 255H195V258H193ZM187 256L190 257V258H188ZM152 257H154V258H152ZM164 257H166V258L164 259ZM156 258H157V261H156ZM175 258H177V259H175ZM186 258H188V259H186ZM20 259H21V261H20ZM180 259H179V261H180ZM198 260H201V262L198 261Z\"/></svg>",
  "mask_w": 264,
  "mask_h": 264
}]
</instances>
